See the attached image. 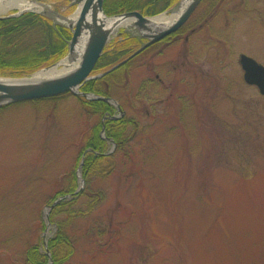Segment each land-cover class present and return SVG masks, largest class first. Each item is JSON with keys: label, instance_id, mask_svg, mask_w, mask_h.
Listing matches in <instances>:
<instances>
[{"label": "rangeland", "instance_id": "rangeland-1", "mask_svg": "<svg viewBox=\"0 0 264 264\" xmlns=\"http://www.w3.org/2000/svg\"><path fill=\"white\" fill-rule=\"evenodd\" d=\"M30 1L59 26L77 11L73 0ZM211 2L179 41L130 60L111 92L124 115L109 103L112 114L94 115L82 101L96 100L72 95L0 109V264H28L56 238L50 206L73 178L78 216L57 219L73 243L64 264H264V97L239 64L245 54L264 66V0ZM124 31L138 33L112 39ZM122 117L136 138L118 151L98 129L114 159L86 182L94 128Z\"/></svg>", "mask_w": 264, "mask_h": 264}, {"label": "trees", "instance_id": "trees-1", "mask_svg": "<svg viewBox=\"0 0 264 264\" xmlns=\"http://www.w3.org/2000/svg\"><path fill=\"white\" fill-rule=\"evenodd\" d=\"M179 0H105L104 11L108 16L123 14L126 12L137 11L144 16H155L173 7ZM208 0H204L201 7ZM189 27L187 24L180 31L183 35ZM172 37L169 38V40ZM71 39V32L67 28L54 26L52 21L44 16L28 13L18 18L0 20V76L5 77H25L32 73L49 67L61 60L68 52V41ZM121 39V40H120ZM138 39L124 33L122 37L116 38L105 50L98 62L94 75L106 73L114 66L125 61L136 52ZM131 61L108 73L99 79L86 82L81 90L85 93H93L102 97L111 98V92L117 81H124V69L129 66ZM121 79V80H120ZM120 85V83H119ZM53 98L51 100L57 99ZM80 100V99H79ZM86 109L94 115L104 116L112 114L113 107L102 101L85 102L82 101ZM104 124L94 128L97 137L92 138L88 148L91 150L84 155V177L86 182L114 159L110 153L106 141L100 139L98 129L105 128L108 138L114 139L118 151L126 149L139 131V125L133 118L122 117L113 120L106 119ZM86 148V150L88 149ZM82 152L81 155H83ZM74 183L67 191L60 192V198L68 196L59 203L50 215V221L58 228L55 239L51 240L47 247L36 245L27 254L28 264H48L49 259L54 264L66 263L73 254V243L68 241L64 231L73 217L78 216L72 208L78 202L79 193L76 192L75 178ZM82 193L80 196H83ZM69 197H72L69 199ZM90 211L95 208L94 203L90 205ZM73 210V212H69ZM69 212V213H68ZM67 213L69 221L57 220L61 214ZM75 214V215H73Z\"/></svg>", "mask_w": 264, "mask_h": 264}, {"label": "water", "instance_id": "water-1", "mask_svg": "<svg viewBox=\"0 0 264 264\" xmlns=\"http://www.w3.org/2000/svg\"><path fill=\"white\" fill-rule=\"evenodd\" d=\"M104 1L74 0L73 2L78 8V13L77 18L68 19V28L72 32V39L69 42L68 59L72 63L79 61V64L68 72L43 80L34 79L37 73L23 78L0 77V108L21 102L51 99L71 93L76 97L92 98L91 100L115 104L119 112L123 114L118 103L114 100L98 96L92 97V95L80 91L87 81L101 78L105 75L93 76V72L112 35L123 23L132 21V25L138 30V35L148 40V43L136 53L139 54L144 49L179 30L189 20L202 0L189 1L177 20L172 25L161 29L152 28V19L156 17H144L139 12L108 17L104 12ZM184 1L181 0L176 7L168 12L175 13ZM22 14L20 12L15 16ZM107 20H112V23L108 24ZM83 37L87 39L86 45H84L79 55L77 48H79ZM125 62L115 66L108 73L122 66ZM239 63L244 72V82L249 86L257 87L260 94L264 96V66L245 54L240 56ZM60 64L58 63L51 68L57 67ZM64 198H61L50 206V210H53Z\"/></svg>", "mask_w": 264, "mask_h": 264}, {"label": "bare ground", "instance_id": "bare-ground-1", "mask_svg": "<svg viewBox=\"0 0 264 264\" xmlns=\"http://www.w3.org/2000/svg\"><path fill=\"white\" fill-rule=\"evenodd\" d=\"M189 1H191V0H185L183 2V4L181 5V7L175 13L164 14V15H161L157 18L152 19V28L153 29H161V28L172 25L177 20V18L180 16L181 12L184 11V9L186 8V5L188 4ZM15 8H17L21 11L31 10V11H36V12H45L46 9L48 10V8H46L43 5H40L36 1L0 0V15L9 11V10L15 9ZM75 18H77V15L73 17V19H75ZM131 22L132 21L123 23L122 27H130L132 25ZM107 23L111 24L112 20H107ZM86 40L87 39L85 37H83L81 39V43L79 45V48H77L79 55L81 54V52L84 48V45H86L85 44ZM78 64H79V61L72 63L71 60L66 59L61 63V66H59V67H54V68L44 70V71L37 73L34 76V79L43 80V79H47L50 77H54V76L63 74L65 72H68L70 69L76 67Z\"/></svg>", "mask_w": 264, "mask_h": 264}, {"label": "flooded vegetation", "instance_id": "flooded-vegetation-1", "mask_svg": "<svg viewBox=\"0 0 264 264\" xmlns=\"http://www.w3.org/2000/svg\"><path fill=\"white\" fill-rule=\"evenodd\" d=\"M180 1V0H179ZM178 1V2H179ZM204 1V0H203ZM203 1H202V3H203ZM218 1V0H217ZM178 2L175 4V5H177L178 4ZM207 2H211V0H208ZM201 3V4H202ZM212 3V2H211ZM201 4H200V6H201ZM174 5V6H175ZM211 5V4H210ZM198 7L197 9H196V11L192 14V16L190 17V19L188 20V22L183 26V27H185L189 22H190V20L196 15V13L199 11V9L201 8V7ZM208 8V7H207ZM207 8H205V14L201 17V19H199L198 21H200V20H202L203 19V17L205 16V19H204V21H207L206 20V17H207V15H209V16H211L210 15V12L207 10ZM132 12H137V11H132ZM30 13H32V14H36V15H39V14H41V13H43V14H45V13H47V14H45L46 16L49 14H53L51 11L49 12V11H45V12H35V11H32V12H30ZM126 13H131V12H126ZM126 13H123V14H126ZM140 13V12H139ZM140 14H142V13H140ZM143 15V14H142ZM59 16V15H58ZM58 16H56V18L58 17ZM144 16V15H143ZM144 17H147V16H144ZM48 18V17H47ZM49 19V18H48ZM63 19V17L61 16V20ZM59 20H60V17H59V19H58V22H59ZM64 20V19H63ZM206 23V22H205ZM132 24V23H131ZM53 25H54V23H53ZM61 27H63L64 28V25L63 26H61ZM182 27V28H183ZM182 28H180L179 30H177L175 33H173V34H171V35H169V36H167L166 38H164L163 40H161V41H159L158 43H156V44H154V45H151L150 47H148V48H146L143 52H142V54L144 53V52H146V51H148V50H150V49H152V47H156V46H159V45H161V44H165L166 46H171L173 43H175V42H177V41H179L180 39H181V37H182V35H181V33H180V31H181V29ZM191 34H194L195 32H196V28H191ZM120 34V33H119ZM113 37V36H112ZM112 37H111V39H110V41L108 42V44H107V47H106V49L109 47V45L115 40V38L114 39H112ZM119 37H122L121 35H119ZM132 37V36H131ZM170 37H172L170 40H169V38ZM138 39V38H137ZM121 40V39H120ZM185 40L186 41H188L189 40V38L188 37H185ZM138 41V48H140L141 46H142V44H144V43H148V41L147 40H143V39H138L137 40ZM137 48V49H138ZM142 54H140V55H142ZM146 83V82H145Z\"/></svg>", "mask_w": 264, "mask_h": 264}]
</instances>
